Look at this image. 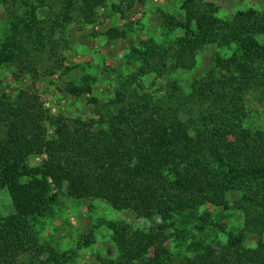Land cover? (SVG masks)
<instances>
[{
    "label": "trees",
    "instance_id": "1",
    "mask_svg": "<svg viewBox=\"0 0 264 264\" xmlns=\"http://www.w3.org/2000/svg\"><path fill=\"white\" fill-rule=\"evenodd\" d=\"M82 1L89 9L103 0ZM199 1L182 0L178 21L164 17L171 30L182 31L171 43L176 68L191 70L198 49L213 39L234 51L227 57L216 53L205 80L188 90L175 82L161 99L133 91L100 104L92 94L95 78L86 75L65 85L71 96L90 95L93 116L86 119L54 115L28 90L11 102L0 97V191H7L14 210L0 215V264L73 260L76 250L40 243L35 229L54 215L62 196L99 198L145 222L135 229L104 221L117 256L100 264H264V126L248 123L242 104L248 93L264 92V10L222 18L212 3ZM30 15L34 21L33 9ZM106 35L126 38L117 29ZM9 42L0 50V65L16 47ZM141 47L127 57L140 62L131 82L156 70L152 61L163 62L171 50L152 39ZM234 191L239 197L229 206ZM208 204L242 211V229L227 230L223 215L218 222L200 212ZM207 230L214 232L210 240L202 236ZM250 234L257 238L254 247L247 245ZM92 240L90 231L80 246Z\"/></svg>",
    "mask_w": 264,
    "mask_h": 264
},
{
    "label": "rangeland",
    "instance_id": "2",
    "mask_svg": "<svg viewBox=\"0 0 264 264\" xmlns=\"http://www.w3.org/2000/svg\"><path fill=\"white\" fill-rule=\"evenodd\" d=\"M263 1L199 2L212 3L217 9L216 14L227 18L249 8L262 11ZM181 5L182 0H143L142 3L140 0H103L88 9L83 6L82 0H1L0 50L8 41L10 45L15 43L16 47L5 53L8 58L0 65V97L4 96L11 102L28 90L34 92L52 114H60L67 119H86L93 116L94 106L87 102L90 95L75 97L65 91L66 83L76 82L86 75L95 78L92 94L100 104L110 99L125 98L133 91L148 94L155 100L161 99L175 82L188 90L194 81L205 80L214 67L211 60L216 53L227 57L234 48L220 45L214 39L207 41L198 49L196 63L191 70L176 68L177 47H172L171 43L182 36V31L178 28L171 30L164 17L176 21L182 19ZM32 9L35 12L34 21L30 15ZM110 29L125 31L126 38L109 39L106 32ZM148 39L156 45L171 47V50L164 56L163 62H159L160 58L152 61L156 70L145 71V75L136 76L131 82L128 78L139 73L140 62H129L127 57L141 51L142 42ZM125 81L127 85L121 89ZM242 104L248 123L264 126V92L248 93ZM183 117L186 119V116ZM41 159L35 158L32 163ZM238 197V192L231 193L228 196L229 206H233ZM204 210L213 215V221H218L223 215L227 230L238 231L243 227L244 213L240 210H224L209 204L201 207L200 212ZM13 212L9 194L1 190L0 215L7 216ZM53 212V216L40 219L35 229L40 243L59 251L76 250L69 264H100L104 259L117 256L111 232L104 221H124L135 229L145 226V222L136 218L132 211L110 205L99 198L74 200L62 196ZM90 231L93 233L92 243L81 247L82 237ZM260 233L264 234V230L261 229ZM213 234V231L207 230L202 236L210 240ZM255 236L248 235L249 247L255 246ZM220 237L223 239V234ZM169 247L172 252H177L172 243ZM181 254H184L183 249Z\"/></svg>",
    "mask_w": 264,
    "mask_h": 264
}]
</instances>
